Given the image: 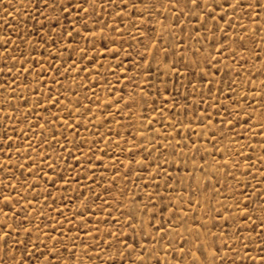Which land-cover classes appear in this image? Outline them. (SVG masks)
Wrapping results in <instances>:
<instances>
[{
  "label": "rangeland",
  "instance_id": "1",
  "mask_svg": "<svg viewBox=\"0 0 264 264\" xmlns=\"http://www.w3.org/2000/svg\"><path fill=\"white\" fill-rule=\"evenodd\" d=\"M95 2L96 15L84 17L79 9H62L67 0H56L54 9L45 0H0V193L11 197L9 208L0 199V229H29L45 259L47 244L61 259L75 252L71 264H105L109 255L101 248L108 249L109 230L129 244L135 240V253H124L129 261L147 249L146 264H176L188 241L203 262L197 235L206 248L215 241L227 254L225 264H240L249 252L258 257L264 11L257 8L251 19L238 13L239 20L228 18L231 28L221 22L218 30L184 0L179 10L177 0L136 9L124 7L129 0ZM77 17L87 20L86 28ZM153 41L159 64L153 51L145 52ZM170 76L176 87L169 82L164 92L161 81ZM238 204L247 205L249 221L238 219L245 215ZM17 237L28 240L15 232L13 248ZM169 239L177 251L167 247ZM6 251L0 239V258L8 264ZM28 251L35 261L37 251L31 245Z\"/></svg>",
  "mask_w": 264,
  "mask_h": 264
},
{
  "label": "snow or ice",
  "instance_id": "2",
  "mask_svg": "<svg viewBox=\"0 0 264 264\" xmlns=\"http://www.w3.org/2000/svg\"><path fill=\"white\" fill-rule=\"evenodd\" d=\"M156 0H129L128 3L124 4V7H131L133 9H136L139 5H155ZM46 6L53 7L56 3V0H53L52 4H48L47 0H45ZM103 0H101V7H102ZM179 3L180 0H177L176 2V8L179 10ZM185 7L190 9H198L202 16H206L208 20L216 21V27L219 30L220 23L223 22L227 25V27L231 28L233 26V21L229 20V17H235L236 20H239L238 13H244L245 18L251 19L253 14L255 13V10L259 8L261 11H264V2H261V0H184ZM161 6H163V0H160ZM11 6V5H10ZM62 9H66L68 11H72L74 9H79L81 13H83L84 17H93L96 15V2L95 0H77L75 2L73 7V0H67V5H61ZM89 8H91V12H89ZM147 9H142V12ZM217 10H219L222 15H217ZM251 10V11H249ZM47 19V17H45ZM77 19H80L83 23L85 28L87 27V20L83 19V17H77ZM97 24L100 23V19L97 17L96 21ZM255 23V21H253ZM75 23V21H73ZM121 23H123V20H121ZM57 26H59V22L57 20ZM103 27H108V25H104ZM103 27L99 28L96 33H89L92 35H99L103 32ZM116 28H113V31H116ZM67 35L71 36V33H67ZM123 35V33H121ZM26 43L28 41H25ZM47 41H45L46 43ZM9 41L5 40L3 43V47L5 49V52H9V49L7 47ZM111 43L113 45L116 44L115 40H112ZM165 42L161 41V47L159 51L164 52L165 58L167 59L168 56V48H165L164 45ZM95 46V45H93ZM153 51V57L152 60L156 61V48H155V41L151 43V45H145V52ZM113 56L119 55L120 51L118 49L112 50ZM172 54L175 55V50H172ZM84 57L87 56V52H84L82 54ZM193 55H197V53H193ZM9 56L11 59H15L14 56H11L9 53ZM146 57H141L142 61H145ZM183 59V57H182ZM158 64L160 61H156ZM210 63V61H208ZM15 67V65H13ZM185 67H187L185 65ZM23 71H27V69H22ZM151 70V61L147 63V66L143 67L144 74L149 73ZM9 73H11L12 69L8 70ZM17 71H21V69H17ZM219 71V69H217ZM177 76L180 75L179 71L177 70L175 73ZM194 75V74H193ZM264 75V73H262ZM16 77L13 76V82H15ZM59 82V81H57ZM169 82H171V86L174 89L176 87V81L171 79V76L169 77L168 81H161V84L163 85L164 92L170 91L169 89ZM201 82H203V77H201ZM192 83V80H189V84ZM155 86V85H150ZM231 87V86H229ZM261 100H264V88L261 89ZM21 99L25 100V103H27V100L21 96ZM45 99H50V97H46ZM121 100H123V97H121ZM239 101H237L238 103ZM39 103V102H38ZM53 106H55L58 101H53ZM117 104L120 103V101H116ZM2 110V109H0ZM91 112V109L88 110ZM71 115V113H69ZM51 123V121H49ZM74 128V125H72ZM264 127V125H262ZM167 139V137H165ZM29 147H31V144H29ZM162 148H167V145H161ZM175 154V153H174ZM151 155V153H149ZM78 163V161H77ZM167 163V161L165 162ZM50 167H52L50 165ZM157 168H160V165H156ZM165 175L167 173L165 172ZM62 179V177H61ZM0 199H3L4 201V207L9 208L11 207V197L3 196L2 193H0ZM245 200H247V197H245ZM264 203V201H262ZM240 211L244 212L245 215L239 217L238 219L241 222H247L251 219V215L249 214V209L247 205L244 207H240L239 204L237 205ZM260 214L257 216V220L259 222V228L261 229V232L259 233L260 237V252L258 254V257H253L250 252L246 253L245 257L241 258L240 264H245V261H248L249 264H257V261H259V264H264V207L260 208ZM222 215V213L220 214ZM134 218V213L129 210L127 214V219L131 221ZM236 217H233V220H236ZM66 221L68 223H72L71 220H68L66 218ZM215 226V225H214ZM8 228H11V225H7ZM128 227H133L131 223H129ZM159 231V229H157ZM205 229L201 226L200 231L203 232ZM23 231L27 236L28 240L27 242L25 240H21L18 237L14 240H12V244L19 246L18 248H13L9 245V240L12 239L15 232ZM53 231H59V229L53 228ZM96 231H99L97 228ZM252 231H255L253 229ZM133 232H135V228L133 227ZM87 234V233H86ZM209 234H212L209 232ZM43 235V233H42ZM179 235V234H177ZM214 235V234H212ZM239 235V233H237ZM109 240L108 243V249L101 248V251H105L106 254L109 255V260L105 261V264H146L144 259V253L147 252L149 256H151V252H148L147 249H142L141 254L138 256L137 259L134 260H127L125 258L124 253L127 252L128 257H131L133 253L136 251V245L134 237L132 238L134 240V243L129 244L127 240H122L120 236H115L111 230L108 232ZM0 239H3L4 246L7 249L5 252V256L8 257V264H16L18 260V264H27L28 261H33V255L32 253H29L28 247L31 245L33 249L37 251L36 259L33 261V264H53V261H57V264H71L72 260H75V252L71 253V256L69 259H61L60 258V250L56 248L55 246L49 247L47 244L44 245L45 250L48 253L49 259H45V251H40L39 244L32 243L31 239V233L29 229H22L20 227H17L14 231H4L0 229ZM47 239L51 240L53 239L52 236L48 235ZM76 239H79L77 236ZM93 242L95 244V237H92ZM197 242V245L199 246L201 250V255H203L204 260L203 262L200 261L199 256L193 255L192 248L196 245L190 244V242L185 241L183 245L178 249L179 252V259L176 260V264H215L216 261H218V264H225V261L227 258V254L221 255V252L218 250L219 246L215 244V241H213L212 244L207 245V248L203 244V242L200 239V236L197 235L194 238ZM57 243H63L62 241H57ZM75 247V246H74ZM85 247H87L85 245ZM96 247H100L98 244H96ZM167 247L169 249H172L173 251H177V249L173 248V244L171 239L167 242ZM225 247H229L227 244H225ZM208 249H212L211 252L208 251ZM64 251H68L67 246H64ZM229 251H235L234 248L229 247ZM19 252V257H17L16 253ZM209 255L212 257L211 260H209ZM189 257V260L185 262L184 257ZM25 257H27V261L25 260ZM0 264H5L4 258H0ZM76 264H81L80 261H76ZM157 264H159V260L157 259ZM228 264H236L234 260H228Z\"/></svg>",
  "mask_w": 264,
  "mask_h": 264
},
{
  "label": "bare ground",
  "instance_id": "3",
  "mask_svg": "<svg viewBox=\"0 0 264 264\" xmlns=\"http://www.w3.org/2000/svg\"><path fill=\"white\" fill-rule=\"evenodd\" d=\"M159 23V22H158ZM157 29V28H156ZM145 136V135H144ZM209 150V149H208ZM29 152V151H28Z\"/></svg>",
  "mask_w": 264,
  "mask_h": 264
}]
</instances>
